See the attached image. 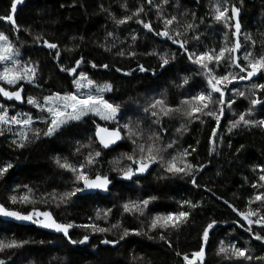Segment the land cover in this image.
<instances>
[{"label":"trees","instance_id":"16d2710c","mask_svg":"<svg viewBox=\"0 0 264 264\" xmlns=\"http://www.w3.org/2000/svg\"><path fill=\"white\" fill-rule=\"evenodd\" d=\"M11 0H0V16L10 12ZM125 0H24L18 5L16 23L20 26L18 32L13 31L9 22L0 20V32L9 36L12 43L19 49L23 61L32 60L39 64L38 82L40 87L31 84L24 85V95L44 96L50 91H73L71 77L59 71L57 63L47 48L37 45L33 36L41 34L60 46L61 62L71 65L75 59L83 56L86 61L96 64H108L109 69L92 68L90 64L84 63L81 68L91 78L98 82H111L114 86L112 92L106 93V98L121 104L119 114L120 123L129 119L141 121V126L146 130L150 124V118L146 117L143 108L148 100L165 93L168 102L172 105L178 104L179 100L195 94L205 87L204 79L198 75L196 65L190 63L185 55L177 51V46L171 45L158 37L147 33L135 22L125 25L114 24L108 12L111 11L116 17L125 15L121 4ZM129 9H135L138 3L144 0H126ZM218 0H171L166 6L165 15L169 13L179 14L184 11L196 14L195 24L197 31L201 34L200 42H191L189 47L198 51L206 48H218L224 38V33L229 32L222 23L212 19L210 13L212 6ZM223 3L224 0H219ZM179 4V7L173 5ZM229 4H236L241 8L240 23L242 26L241 42H245V36L250 35L256 45L253 50L257 55L264 54V0H228ZM63 5V7H61ZM146 15L144 19L150 21L154 26L160 27L155 9H149L144 3ZM191 21V16L182 18ZM201 19L203 22L201 23ZM28 30L32 35H29ZM135 30L139 39L136 42L134 58L120 57L115 55L118 48H127L131 43L129 34ZM113 31L119 36L116 47L111 52H106L101 44L105 43L106 33ZM75 37V39H73ZM83 37V40L80 39ZM229 39L231 33L229 32ZM109 41L112 38H108ZM124 41V43H120ZM245 47L249 45L245 44ZM65 48H73L71 52ZM168 50L177 53V58L166 70L157 67L158 61L154 56L143 55L145 51L152 49ZM244 48L241 49L242 57ZM137 63L154 68L156 75L151 72L141 73L134 71L131 76L115 71L116 67L124 72L136 69ZM220 71H224L223 68ZM189 76L188 85L176 87L183 77ZM261 82H264L262 79ZM240 88L244 83L237 85ZM231 87V86H230ZM231 92L226 93V97ZM2 101V97H0ZM10 109V115L17 111L31 112L34 116L40 115L36 109L28 104L22 106L16 102L2 101ZM248 106L247 100L239 99L233 106V111H243ZM233 111L226 109L225 116L217 129L216 137H211V129L216 127L211 117H204V123L199 121L188 125V131L180 136L176 129L183 122L180 118L165 119L164 126L167 129L163 135V142L175 140L176 143L168 153L174 154L189 145L197 148V152L188 157L193 163L203 164L202 171L196 173V180L200 187H194L190 178L170 177L160 179L163 174L159 165H156L150 174L143 178H133L127 181L120 178L117 172L112 171L114 159L119 158L121 153L130 152L132 144L128 140L112 150L103 149L98 163L91 169L90 175L97 172L111 175L114 184L108 195L99 197L77 199L73 197L68 205L56 206L54 201L47 203L41 200L42 193L53 190L63 192L72 187V174L60 169L54 160L56 157L67 158L71 163H79L84 156L93 149H99V144L94 137L96 124L114 127L111 122L101 121L98 117H85L83 122L75 123L53 137H41L39 140L28 145L26 149H14L10 145L13 138L11 133L6 132L0 136V162L11 161L14 168L10 170L5 180H0V204L10 209L26 211L31 206L20 204L13 205L9 196L16 194L17 186L29 185L35 190L38 200L36 207L41 210H50L55 217L62 222H75L76 224L95 222L103 227L121 222L123 227L130 229L146 228L150 219L157 214H166L179 210L191 211L188 224L179 232H170L169 239L172 247L161 242L156 232L148 236L130 235L125 241L118 245H103L102 239H117L119 229L111 233H85L83 229L74 228L71 231L73 239H79L84 234L90 236L85 245L77 244L76 247L68 243L61 234L51 230L39 228L29 222H18L0 217V239H21L30 243L21 249L0 254V259H5L6 264H183L182 255L190 254L196 250L200 243L202 228L211 219L220 223L210 233V239L206 245V264H241L239 261H228L216 255V248L220 240L226 242L231 240L237 246L251 248L254 257H264V244L250 238L248 232L234 224L240 218L232 212L224 203L228 201L238 210L246 211L249 196L257 191L264 192V188L254 189L251 187L257 181L260 165H264V129L258 127L240 126L228 131L229 120L235 119ZM252 119L264 118V110L257 107ZM36 127L44 128L43 124L37 123ZM155 125L152 128L155 129ZM15 130V129H14ZM91 138V141H90ZM214 140L213 144L211 141ZM199 141V144H197ZM79 142V144H78ZM79 145H90L76 149ZM244 147L237 152L236 149ZM210 149H212L210 154ZM128 161H122L127 164ZM254 169H256L254 171ZM25 189L19 188V193ZM155 196L158 199L151 201L144 215H130L123 213L121 204L128 200L147 199ZM191 200L198 202L199 207L190 210L187 207L180 208L181 201ZM253 204L252 207H256ZM112 209L108 222L103 219L96 220V213L105 209ZM254 231L261 229L253 226ZM264 235V232H261ZM179 251L182 255L177 256ZM243 264H264V260L253 259L244 261Z\"/></svg>","mask_w":264,"mask_h":264},{"label":"snow or ice","instance_id":"6c2138e0","mask_svg":"<svg viewBox=\"0 0 264 264\" xmlns=\"http://www.w3.org/2000/svg\"><path fill=\"white\" fill-rule=\"evenodd\" d=\"M24 3V0H11L10 12L5 16H0V20L7 21L11 24L13 31L18 32L20 26L16 23L13 13L17 11L18 5ZM144 3L149 9H155L156 19L160 27L154 26L150 21H146L143 17L146 15ZM171 0H144L138 3L135 9H129L127 2L121 4L125 15L116 17L108 9L101 10L108 12L109 17L119 28L122 25L132 21L140 25L147 33L160 38L171 45L177 46V51L185 55L187 60L196 65L198 75H201L205 82V87L195 94L179 100L178 104L172 105L168 102L165 93H160L158 97L148 100L143 108V112L147 118H150V124L147 130L141 126V121H132L121 124L119 114L121 104L106 98L105 94L112 92L114 86L111 82H98L81 66L84 63L90 64L92 68L109 69L108 64H96L92 61H86L83 56L75 59L71 65H65L61 62L60 46L56 42H52L41 34L33 36V41L37 45L47 48L49 54L56 61L59 71L66 73L71 77L73 91H50L44 96L24 95V85L31 84L34 87H40L38 82L39 64L32 60L23 61L19 49L12 43L9 36L4 32H0V97L4 101L27 103L31 108L37 110L40 115H33L31 112L17 111L15 114H9V106L0 103V136H4L6 132L11 133L12 139L10 145L14 149H26L29 144L34 143L41 137L50 138L62 132L65 128L83 122L85 117H99L100 120L114 123V127L101 126L96 124L94 137L99 144V149L90 150L79 163H71L67 158L61 159L56 157L54 163L64 171L72 174V187L63 192L53 190L49 193H42L41 200L45 203L48 200L54 201L57 207L68 205L73 197L77 199L91 198L93 195L99 197L101 194L110 192L112 179L107 174L97 172L90 175L91 169L98 163L103 149H110L122 140H128L132 144L130 152L121 153L119 158L114 159L112 171L118 173L121 179L133 181L134 177L141 176L148 172L154 164L159 165L163 174L160 179L170 177L190 178V182L194 187H200L196 180V173L203 170L204 165L193 163L188 159L193 153L197 152V148L189 145L174 154L168 153L173 148L175 140L168 143L163 142V133L167 131L164 126L165 119L180 118L183 122L176 132L182 136L188 131V125L199 121L204 123V117H211L215 121L216 127L211 129V137H216L217 129L221 124V119L225 116L226 109L233 111V106L237 104L239 99L247 100L248 106L243 111H233L235 119L229 120L228 131L240 127H258L264 129V118L252 119L257 107L264 110V54L257 55L253 50L256 41L250 36H245V42L239 39L241 33L240 11L241 8L236 4H229L228 0L220 3L219 0L212 6L211 17L214 21L222 23L225 29H228L233 39H229V32L224 33V38L218 48H206L198 51L194 47H189L190 43L200 42L201 34L197 31L195 24L196 14L188 11L179 14L169 13L165 15L166 6L170 5ZM242 6L243 0H240ZM179 7V4L173 5ZM63 7V5H61ZM191 16V21L182 18ZM203 20L201 19V23ZM29 35H32L28 30ZM108 38H112L111 41ZM131 43L127 48H118L115 55L120 57L134 58L137 55L135 51L136 42L139 39L138 34L133 30L129 34ZM75 39V37H73ZM83 40V37H80ZM119 36L113 32L106 33L105 43L100 47L106 52H111L116 47ZM124 43V41H120ZM245 44L249 47H245ZM264 47V45H262ZM244 48L243 56L238 53ZM73 48H65V51L71 52ZM143 55L154 56L158 61L157 67L166 70L167 67L176 60L177 53L168 50L152 49L145 51ZM223 68L224 71H220ZM141 73L151 72L156 75V70L137 63L136 69L124 72L121 68L116 67L115 71L123 73L125 76H131L134 71ZM189 76L182 78L176 87L188 85ZM244 83L243 88L237 85ZM231 86V87H230ZM231 92V96L226 97V93ZM44 125V128L36 127V124ZM155 125V129L152 128ZM15 129V130H14ZM91 141V138H90ZM213 144L214 140L211 141ZM79 144V142H78ZM199 144V141H197ZM81 147H90V145H79L76 149L80 151ZM244 146L236 149L239 152ZM212 149H210L211 154ZM128 161L122 164V161ZM257 181L251 185L254 189L264 188V165H260ZM14 164L5 160L0 162V180H5ZM256 169H254L255 171ZM23 187L25 191L19 193V188ZM16 194L9 196L11 204L30 205V210L20 211L10 209L4 204H0V217L10 218L18 222H29L39 228L51 230L55 233L62 234L72 245H85L89 242L90 236L84 234L79 239H73L71 231L74 228H80L85 233H111L114 229H119L117 239H102L103 245L116 246L121 241H125L130 235L148 236V239L155 237L148 235L150 232H156L158 238L169 248L172 247L169 239L170 232H179L185 227L191 217V211L179 210L176 212H168L166 214H157L148 222L146 228L130 229L123 227L121 222L111 224L109 227H103L95 222L76 224L75 222L59 221L54 213L50 210H41L36 207L38 203L35 190L27 184L17 186L14 190ZM158 199L150 196L147 199L128 200L121 204L122 212L130 215H144L151 201ZM180 208L187 207L195 210L199 207L198 202L191 200L181 201ZM228 208L232 210L239 218L233 221L249 233L250 238L260 241L264 244V192L257 191L249 196L246 211L238 210L233 204L224 201ZM253 204L257 206L252 207ZM112 209L100 210L96 213V220L103 219L108 222V217ZM220 222L211 219L202 228L200 234V243L196 250L190 254H181L177 251V256L182 255L183 264H206V245L210 239V233ZM261 229L256 232L253 226ZM30 243L28 240L21 239H0V254L10 252L14 249H21ZM216 255L223 257L228 261H244L253 259L264 260V257H254L251 254V248L247 246H237L231 240H220ZM0 264H6L5 259H0Z\"/></svg>","mask_w":264,"mask_h":264},{"label":"water","instance_id":"95a60500","mask_svg":"<svg viewBox=\"0 0 264 264\" xmlns=\"http://www.w3.org/2000/svg\"><path fill=\"white\" fill-rule=\"evenodd\" d=\"M16 15H17V11L15 12V13H13V16H14V19L16 18ZM239 19H240V16H239ZM241 35H242V26H241V33H240V36H239V39L241 38ZM241 52V51H240ZM240 52L238 53V55H240ZM24 103H19V105H23ZM259 107V106H258ZM103 127V126H102ZM122 143V141H120V142H118L116 145H113V146H111V148L110 149H106V150H112V149H114V148H116L118 145H120ZM156 166V164H154V165H152L151 167H150V169L148 170V172L147 173H145V174H143V175H141V176H138V177H134V178H143V177H146V176H148L149 174H150V172H151V170L154 168ZM110 177H111V179H112V176L111 175H109ZM113 184H114V180L112 179V184H111V186H110V189L112 188V186H113ZM109 194V192L108 193H104V194H101L102 196H106V195H108ZM5 219H8V220H12V219H10V218H5ZM70 231H72V230H70ZM62 235V234H61ZM72 245V244H71ZM72 246H74V247H76L77 245H72Z\"/></svg>","mask_w":264,"mask_h":264},{"label":"rangeland","instance_id":"374dc122","mask_svg":"<svg viewBox=\"0 0 264 264\" xmlns=\"http://www.w3.org/2000/svg\"><path fill=\"white\" fill-rule=\"evenodd\" d=\"M1 99V98H0ZM4 99H2V101H3ZM1 100H0V103H3ZM8 102H10V101H8ZM11 103V102H10ZM26 103V102H25ZM24 103V104H25ZM27 104V103H26ZM9 113H10V111H9ZM99 118V117H98ZM101 121H103V120H101ZM104 122H106V121H104Z\"/></svg>","mask_w":264,"mask_h":264},{"label":"flooded vegetation","instance_id":"af4514ba","mask_svg":"<svg viewBox=\"0 0 264 264\" xmlns=\"http://www.w3.org/2000/svg\"><path fill=\"white\" fill-rule=\"evenodd\" d=\"M16 103H19V102H16ZM1 218H3V217H1ZM8 220V219H7Z\"/></svg>","mask_w":264,"mask_h":264}]
</instances>
